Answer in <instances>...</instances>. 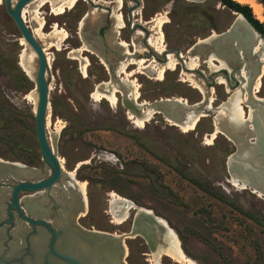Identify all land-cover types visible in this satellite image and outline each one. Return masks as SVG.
<instances>
[{
  "label": "rangeland",
  "instance_id": "obj_1",
  "mask_svg": "<svg viewBox=\"0 0 264 264\" xmlns=\"http://www.w3.org/2000/svg\"><path fill=\"white\" fill-rule=\"evenodd\" d=\"M94 2L93 5L79 0L61 15L53 12L49 2L44 6H40V2L29 3L25 6L24 18L32 30L40 25V19H45L44 36L38 40L43 47H49L47 130L50 138L56 137L54 145L63 159V168L73 171L78 181L86 183L88 210L79 218L80 223L108 232L129 231L136 208L131 210V218L126 222L115 223L108 212L111 193L115 192L135 206L156 214L177 236L184 254L195 264H264V197L233 183L228 160L236 151V145L220 132L214 141L209 140L215 129L213 115L201 117L190 131H183L160 113L153 114L139 126L130 119L120 91L116 92V104L93 94L97 85L102 84L110 91L114 86L129 83L122 80L125 74L120 73L121 63L127 58L126 50L114 39L115 14L122 11L128 26L118 31V37L127 42L133 39L136 47L130 46V50L135 52L136 58L147 59L143 69L136 64L127 68L135 72L131 79L139 84L138 101L182 97L194 103L205 96L209 98L204 105L205 112L211 108L215 115L220 113V106L237 89L246 93L240 72L249 62L245 60L242 67L236 68L234 76L239 81L233 74L229 81L219 71L226 68L229 73L233 72L234 66L229 60L233 55L226 57L212 50L210 53L215 56L209 61L210 53H193L189 49L214 33L226 31L240 14L222 0H123L121 10L117 0ZM256 2L243 4H249L254 16L264 24V3ZM107 5H114V21L111 30L102 31L107 24ZM90 10L95 13L86 17L81 25L80 21ZM141 17L144 20L169 19L163 27L164 44L167 50L180 51L179 56L169 51L179 64L176 69L167 70L162 79H159L157 65L168 62L167 54L163 56L167 52L159 51L161 43L155 23L143 20V23L153 24L146 44L154 50L146 47L143 36L146 34L138 25ZM56 24L68 32L59 48L50 47L51 43L61 40L54 33ZM150 38L152 46L148 44ZM234 42L239 45L238 41ZM85 43L90 50L80 49ZM241 50L239 48L238 52ZM222 51L226 52L225 47ZM100 56L106 59L109 69L108 58L117 65L116 77L111 78V82H106L111 80L110 74ZM191 57H197L198 62L193 70L186 64ZM256 60L259 59L255 58L254 62ZM37 70V55L7 13L5 0H0V159L48 169L35 127ZM216 71L217 82L212 81ZM189 74L204 92L188 80L186 75ZM221 78L226 82L221 83ZM261 80L257 95L264 99V73ZM249 102L242 103L244 114H249L248 107L249 112L253 109ZM67 182L68 178L64 183ZM49 219L53 221L54 215ZM126 242L129 264H155L142 236L127 238ZM161 264L182 263L163 256Z\"/></svg>",
  "mask_w": 264,
  "mask_h": 264
},
{
  "label": "water",
  "instance_id": "obj_2",
  "mask_svg": "<svg viewBox=\"0 0 264 264\" xmlns=\"http://www.w3.org/2000/svg\"><path fill=\"white\" fill-rule=\"evenodd\" d=\"M32 1L5 0V6L7 13L21 31L23 39L38 57L36 74L38 103L35 110V127L43 160L50 169L47 170L45 166H29L18 161L0 160V264H129L126 259L128 256L126 239L142 236L150 250L155 251L158 242L164 239L166 227L156 214L140 209H136L133 215L131 229L122 233L87 228L80 223L81 213H87L88 201L85 202L84 196L76 186H67L64 183L68 176L47 130L50 107V85L47 79L49 60L43 45L22 15L23 8ZM238 14H241L255 33L264 39L262 33L243 13L238 12ZM86 16L87 14L80 23H84ZM213 35L206 38L210 41L205 44L197 42L190 48L195 50L191 51L208 54L216 50L218 54L226 57L233 55L232 59L228 57L234 66L233 72L236 68L242 67L245 59L238 49L252 48L255 41L251 32L244 35L234 22L218 36ZM235 40L239 45L234 42ZM232 42L234 45L230 44ZM223 47L226 52L222 51ZM179 52V50L175 51L177 55ZM256 63L258 70L255 74L260 70L258 62ZM219 72L223 73L222 70ZM216 75L218 71L212 77ZM115 77L113 74L112 79ZM112 79L106 82H111ZM249 98V105L255 110L253 118L248 122V128L253 125L251 128L253 135L240 136L239 138L244 141L242 145L236 139L231 140L236 145V151L229 158L234 157L239 160L240 149L247 146L252 151V158L256 159L258 164L248 158L246 161L250 165L244 166L239 160L231 166L228 162V169L231 173L236 171L239 175H246L253 186L264 190V121L260 118L264 106L255 100L252 87L251 90L249 89ZM208 99L204 96L201 101L191 104H198V109L204 110L203 103ZM122 102L128 109L141 112L130 98L122 96ZM153 102L158 110L164 112L163 116L168 114L166 112H174L172 109L175 106L163 101L162 98ZM181 105L185 107L184 104ZM247 112L249 113V107ZM206 113L215 116V110H207ZM183 117L185 115L182 114L180 118ZM241 160L245 159L241 158ZM27 173L34 174L27 176L25 175ZM57 191L63 193V196L56 198ZM51 215H54L53 221L49 219Z\"/></svg>",
  "mask_w": 264,
  "mask_h": 264
},
{
  "label": "bare ground",
  "instance_id": "obj_3",
  "mask_svg": "<svg viewBox=\"0 0 264 264\" xmlns=\"http://www.w3.org/2000/svg\"><path fill=\"white\" fill-rule=\"evenodd\" d=\"M78 1L79 0H56L54 2L52 0H33L30 3V5L35 3V2H40V6H44L49 2V3H51L53 12L56 15H61L65 12H67V10L72 9L77 4ZM236 1H238L240 3L247 2V3H250L251 5L257 4L256 0H236ZM117 3H118V8H121V6L123 5V0H117ZM259 9L261 10L260 7H259ZM88 12L89 13H87L86 17L95 13L94 10H90ZM26 13H27V7L23 8V11H22L23 18H26ZM240 16L241 17H239L235 23L241 27L244 35L249 34V32H251L252 37L256 38L254 40L255 42L253 43V46L250 50L249 49H247V50L242 49L240 51L241 56H243V58L246 61L248 60V62H249L248 66H246V68H243V70L240 72V76L244 80V85L242 88L246 87V93L244 91H241V89H237L231 95L229 100L220 106V113H218L214 116L215 129L211 133V138L209 139L211 142L214 141V139L216 138V136L219 132L224 134L225 136H227L230 140H233V139H236V141L238 140V142H240L239 144H241V145L244 143V141L242 138H239L240 136L245 137L246 135H253V133H251V131H252L251 128H253V125H251V123H250L251 126H250V128H248V122H249V120H251L253 118V114H254L255 110L252 107L253 109H251L249 114H247V113L244 114L245 111H244V108L242 106V103L250 101L249 89L251 90V87H252V92L255 96V100L259 101V103L261 102L264 106V99L257 95V91L259 90V88L261 86V82H262L261 78H262L263 73H264V42H263L264 39L261 38L257 33H255V31L248 25L245 18L241 14H240ZM115 19H116V24L114 26V29H115L114 39L118 45L125 48L126 55H127V58L121 63L120 73L125 74L124 76H122V80L124 82H129V83L118 86V87L114 86L110 91H107L106 89H104L101 86L102 84L97 85L93 94H94V96H96L99 99L106 98L109 101H111L113 104H116L118 102V97H117L116 92L120 91L125 97L130 98L137 105V107L140 108V110H141L140 113H137L136 110L129 109L128 115H129L130 119H132L137 125L143 126L145 124V122L147 120H149L153 114H155V113L163 114L164 112L158 110L154 106L153 101L152 102H145V101L139 102L138 101L139 84L136 81V79H134V78L131 79V76L135 72L134 71H128L127 68L132 64H136L139 66V68L143 69V68H145V63H146L147 59L138 58V57L136 58V56H135L136 54H135V52H132L130 50L131 45L127 42V40H124L122 38L120 39L118 37V31L125 26L124 17L120 11L116 12ZM168 20L169 19H165L164 17H155V18H152L151 20L147 21V23H155V28L157 30V33L160 36L159 40H160L161 44H160V46H158L159 51L160 52H167L166 58L168 59V62L157 65L159 76H160L159 79H162L164 77V74L167 70H169V69L174 70L178 67V64H179V60L177 58H175L172 55V53L169 52V50H167V48L164 44L163 27H164L165 23L168 22ZM44 25H45V19H42V20L40 19V25L33 29V32L37 38H39L41 35L44 34V30H43ZM81 25H82V23H81ZM81 29H82V27H81ZM54 33L59 35L61 40H60V42L55 43V44L51 43L50 47L56 45L59 48L60 44L68 37V32L66 31V29L61 28L58 24H56L54 26ZM213 36H218V34L214 33ZM209 41H210V39L200 40L198 44H205L206 42H209ZM134 44L135 43H133V45ZM148 44L151 46L153 45L152 38H150L148 40ZM231 45H234L233 42ZM256 45H257V47H256ZM43 48H44L45 52L47 53V50L49 49V47L45 46ZM80 49L90 50L86 43ZM191 50H193V49H190V51ZM136 52H137V50H136ZM179 55H177V56H179ZM214 56H215L214 54L210 53V55H208L209 61H211ZM100 57L103 58L102 62L105 65H107V68H108V63H107L106 59L103 56H100ZM196 58L197 57H191L190 61L185 60L186 64L189 66V70L196 69V67L198 66V62H197ZM255 58L259 59L258 61L256 60L259 64V69H260L259 73H257V74H255V73H256V70H258L257 69L258 65H257V63H255L256 61L254 62ZM48 60H49V58H48ZM49 64H50V62H49ZM186 76L188 77V80L193 81V83L196 84L197 86H199L200 89L204 92L203 87L198 82L195 81V79L192 77L191 74L186 75ZM220 82L225 83L226 81L224 78H221ZM107 83H105V84H107ZM251 83H252V86H251ZM162 99H163V101H167V102H169L175 106V108L172 109L174 112H166V113H168V114H165L166 119L170 123L181 128L183 131H190V130L194 129L197 121L198 120L200 121L201 117H204L207 115V113H206L207 111L205 112V109L199 110L198 104L188 103V101H186V99H184L182 97L162 98ZM212 99L213 98H211V100ZM207 103L206 102L203 103V106L206 105ZM181 104H184L185 107L184 106L182 107ZM206 110H212V109L208 108ZM262 110L263 111H261V113H260L261 114L260 118L262 121H264V109H262ZM182 114L185 115V117H183V119L180 118V116H182ZM176 116H179V117H176ZM48 124H49V120L47 119V125ZM59 131H60V129L58 130V132ZM56 136H57V134H56ZM51 141L54 144L56 142V137L51 136ZM251 152L252 151H250V149L247 148V146H244L243 149L242 148L240 149V159L239 160L241 161V163L244 164V166L250 165V163L248 161H246V159L248 160V158L249 159L251 158L250 159L251 161L255 162V164H258L256 159L252 158L253 155ZM241 158H243L245 160H241ZM0 160H2V159H0ZM239 160H237L234 157H232V158L230 157L228 162H229V165L231 166L234 162L239 161ZM60 161L62 163V166L64 167L63 159H60ZM65 172L67 173V176H68V182L66 183V185L67 186H76L77 189L80 191V193L84 196L85 202H87L88 197H87L86 183L78 181L74 177L73 171L71 172V171L66 170ZM33 174L34 173H27L25 175L33 176ZM232 181L236 185L243 186L244 188H250L254 192H256L257 194H259L260 196L264 197V192H263L264 190H262L263 188L253 186L252 182L249 180V178L246 175H239L238 173H236V171L235 172L233 171L232 172ZM55 196H56V198H59L60 196H63V193L57 191V192H55ZM42 201H47V199L46 200L42 199ZM134 208L140 209V210H146V209L140 208L138 206H135V204L132 201H130L129 199H127L126 197H123V196H121L115 192L111 193L110 207H109L108 212L112 216L115 223L122 224V223L126 222L130 216L131 210ZM86 209H87V206H86ZM147 212L154 214L153 212H151L149 210ZM84 214H86V213L85 212L81 213V216H83ZM158 219L166 227V233L164 235L163 241L158 242L157 249L155 251H152L151 254H149L151 257L150 258L151 261L155 264H161L162 257L163 256H169L173 260H175L176 262H179L182 264H195L184 254V251L181 247L180 241L177 238V236L171 231V229L162 220H160V218H158ZM127 251H128V248H127Z\"/></svg>",
  "mask_w": 264,
  "mask_h": 264
},
{
  "label": "flooded vegetation",
  "instance_id": "obj_4",
  "mask_svg": "<svg viewBox=\"0 0 264 264\" xmlns=\"http://www.w3.org/2000/svg\"><path fill=\"white\" fill-rule=\"evenodd\" d=\"M83 1H85V2H88L89 4H95V2H94V0H83ZM113 1V0H112ZM110 3V2H109ZM102 5V4H101ZM114 6V5H113ZM113 6L111 5H107L106 7L108 8L107 9V12H108V18H107V24L105 25V26H103L101 29H102V31H104V29L105 28H108L109 30H111V28H112V26H113V18H112V14H113ZM121 8H123V5L121 6ZM121 8H120V10H121ZM7 11V10H6ZM122 12V11H121ZM125 17V16H124ZM125 19V18H124ZM152 19V18H151ZM151 19H148V20H144L143 19V17H141L140 18V22H138V25L142 28V30L144 31V33L146 34V36L145 35H143L144 36V43H145V45H146V47H148V45L146 44L147 42V39L152 35V33H150L151 31H153L152 30V28H151V25H153V24H146V23H143V20H144V22H146V21H149V20H151ZM136 20H139V18L138 19H136ZM126 22V21H125ZM128 26V24H126L123 28H121V29H124V28H126ZM135 26V23H134V25H133V27ZM133 42H134V40L132 39L130 42H128L130 45H131V47H133V46H135V45H133ZM136 47V46H135ZM148 48H150V47H148ZM150 50H154V48H150ZM170 50H172V51H176L177 49H170ZM169 50V51H170ZM135 51V50H134ZM125 54H126V52H125ZM167 53H164V55L163 56H165ZM107 58V57H106ZM122 58V57H121ZM140 58V57H139ZM108 60H109V64H110V69L109 68H107L108 69V72H109V74H110V79L112 78V75L114 74L115 76H116V68H117V65L115 66V64L108 58ZM119 60H121V59H119ZM119 60H118V62H119ZM117 64H119V63H117ZM222 71H223V73H224V75H226V77H227V79L230 81V79H231V76H230V74H233V76H234V72H230L229 73V70L228 69H226V68H224V69H221ZM220 70V71H221ZM229 73V74H228ZM236 76H234V78H235ZM235 79H237V77L235 78ZM212 81H215V82H217L216 81V79H215V77H212ZM228 81V82H229ZM237 81H239V79L237 80ZM43 167V166H42ZM48 169H50V166L48 165ZM47 169V168H46ZM47 169V170H48ZM145 209V208H144ZM147 210V209H146ZM148 211V210H147ZM133 217V216H132ZM131 218V213H130V216H129V219Z\"/></svg>",
  "mask_w": 264,
  "mask_h": 264
},
{
  "label": "trees",
  "instance_id": "obj_5",
  "mask_svg": "<svg viewBox=\"0 0 264 264\" xmlns=\"http://www.w3.org/2000/svg\"><path fill=\"white\" fill-rule=\"evenodd\" d=\"M223 3L227 6H229L232 10L238 11L240 13H243L246 18L252 23V25L264 36V24L257 19L254 16V11L252 7L249 4H243L236 0H222ZM264 3V0H261ZM195 184L200 186L202 189L207 190L204 186H202L200 183L196 182L195 180H192ZM209 191V190H207ZM214 194V192H213ZM215 195L221 199H224L223 196H219L215 193Z\"/></svg>",
  "mask_w": 264,
  "mask_h": 264
}]
</instances>
